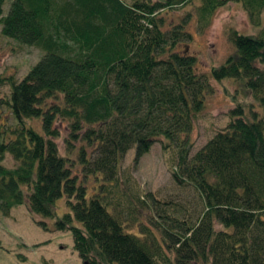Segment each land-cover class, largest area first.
<instances>
[{"label":"trees","instance_id":"16d2710c","mask_svg":"<svg viewBox=\"0 0 264 264\" xmlns=\"http://www.w3.org/2000/svg\"><path fill=\"white\" fill-rule=\"evenodd\" d=\"M188 1L0 0L1 35L44 52L21 82L9 80L13 124L0 110L3 215L27 205L56 219L86 264H264V122L237 104L190 157L211 80H243L264 108V26L259 36L231 31L235 51L201 72L179 47L192 39L187 20L166 28L160 14ZM197 1L208 23L228 2L251 19L264 13V0ZM158 141L177 149L173 177L198 195V214L123 189L126 154L139 160ZM6 155L16 167L3 165ZM62 198L68 212L58 217Z\"/></svg>","mask_w":264,"mask_h":264},{"label":"rangeland","instance_id":"374dc122","mask_svg":"<svg viewBox=\"0 0 264 264\" xmlns=\"http://www.w3.org/2000/svg\"><path fill=\"white\" fill-rule=\"evenodd\" d=\"M132 4L136 0H122ZM158 1V0H151ZM197 0H189L183 5H174L160 14L165 17V27L187 20V29L192 39L182 44L180 49L197 57L201 72L209 73L212 68L220 67L235 49L229 41L231 31L248 36H259L264 26V13L260 18L251 19L241 3L228 2L218 8L211 20H201L196 12ZM9 1L3 6L6 15ZM188 12L192 13L187 18ZM259 25V26H258ZM1 32V27H0ZM44 52L37 46H26L3 37L0 33V110L7 116L8 124L13 120L6 101L10 100L9 80L21 82L30 69L39 62ZM243 80L225 79L221 82L211 80L212 92L206 96L205 107L197 117L190 133L192 157L217 132L225 129L231 120V110L241 104L249 120L264 122V108L254 100ZM40 130V122H32ZM63 150V138L58 140ZM166 142L158 141L148 153L135 160V150L125 156L121 168V182L129 198L158 199L169 205L180 204L196 214L200 211L199 197L189 186H181L174 180L177 170L178 151L174 146L165 147ZM3 165L16 167L10 155H6ZM124 201V199L122 198ZM126 201L124 205L127 206ZM68 212L64 198L57 204V216ZM124 212H126L124 210ZM56 219H48L32 214L27 205L14 207L9 215L0 212V264H86L74 250L72 234L55 230ZM135 232L137 225H130ZM203 264V263H199Z\"/></svg>","mask_w":264,"mask_h":264}]
</instances>
